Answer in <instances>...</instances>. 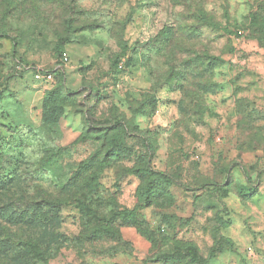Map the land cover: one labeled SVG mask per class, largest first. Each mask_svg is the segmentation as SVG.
<instances>
[{
  "label": "rangeland",
  "instance_id": "374dc122",
  "mask_svg": "<svg viewBox=\"0 0 264 264\" xmlns=\"http://www.w3.org/2000/svg\"><path fill=\"white\" fill-rule=\"evenodd\" d=\"M253 9L264 0H0V264H199L163 259L189 246L200 264H264ZM202 54L223 59L209 116L177 87L194 89Z\"/></svg>",
  "mask_w": 264,
  "mask_h": 264
},
{
  "label": "trees",
  "instance_id": "16d2710c",
  "mask_svg": "<svg viewBox=\"0 0 264 264\" xmlns=\"http://www.w3.org/2000/svg\"><path fill=\"white\" fill-rule=\"evenodd\" d=\"M258 11H256V9L254 10H251L250 13H249V30L254 34L255 38H257L260 42H264V17H261L258 13ZM57 50L59 52H61V48L59 46H57ZM64 53L62 52V55ZM128 57L124 56L120 59L117 60L116 62V67L117 69H121L124 67V65L127 64L128 62ZM194 60L198 62L195 64L196 67H197V71L195 72V74L198 75V78L195 82H194V85H195V88L194 89H188L186 88V82L185 84L182 82V84L179 86L177 85L178 90H181V91H184V88L186 89V97H188L190 99V103L192 104L191 105V108H187L184 101H180L179 103V107L180 109H182L183 106H185V108L187 109H196L195 110V114L197 113V109H200V113L202 114V109H203V106H202V102H201V95H200V88L197 86L201 85L203 79L206 78L207 75H210L213 73V70L215 67H217L218 65L222 64L223 63V59L218 57V56H212V55H208V54H202V55H195L194 57ZM207 82V81H206ZM210 81L207 82V84L209 83ZM211 83V86L212 88H216V84L215 82H210ZM172 87H175V86H172ZM176 88V87H175ZM53 94V93H52ZM145 113V111L143 112H140V115H143ZM146 147L149 149V147H151V144L149 143V141L145 144ZM160 174V177H165L166 178V174L164 172H160L158 173ZM165 174V175H164ZM146 193V195H148L149 193V189H146L144 191ZM29 246L35 250L36 249V246L35 245H30ZM177 256H181V257H184V256H191L193 258V260L197 263H205L207 259L205 258H202L199 256L197 250L195 247H192V246H189L186 248L185 251H176L175 253L173 254H165L163 256V259H168V258H172V257H177ZM213 256V252L210 253V257Z\"/></svg>",
  "mask_w": 264,
  "mask_h": 264
},
{
  "label": "crops",
  "instance_id": "0c3cea01",
  "mask_svg": "<svg viewBox=\"0 0 264 264\" xmlns=\"http://www.w3.org/2000/svg\"><path fill=\"white\" fill-rule=\"evenodd\" d=\"M262 78H263V76H260L258 78V81L260 83H261ZM209 81L213 82L212 80H209ZM210 82L207 84L206 79H203V81L201 82L202 84L200 86L199 85L197 86V88L198 87L200 88V95H201V99H202L201 102H202V106H203L202 112H203V115H205V113H206V116H209V114H207L208 112L206 109H209L211 107V106H209L211 98L219 97V95H220L219 101H221V97H222L221 93H223V91L225 90L224 87H226L224 85V83L219 82V81L218 82L215 81L216 88L213 89ZM194 88H195V85H194ZM207 101H208V103H207ZM234 101H237L236 98L234 99ZM178 106H179V102H178ZM207 106H208V108H207ZM179 109H180V107H179ZM211 109H213V108H211ZM195 121L202 123V120H198L197 117L195 118Z\"/></svg>",
  "mask_w": 264,
  "mask_h": 264
},
{
  "label": "built area",
  "instance_id": "2783aa9c",
  "mask_svg": "<svg viewBox=\"0 0 264 264\" xmlns=\"http://www.w3.org/2000/svg\"><path fill=\"white\" fill-rule=\"evenodd\" d=\"M64 56H65V59L67 60V55H66V53H64ZM36 77H37L38 79H42V80H47V81H49V80L52 79V74H50V73H44V74L38 73V74L36 75Z\"/></svg>",
  "mask_w": 264,
  "mask_h": 264
}]
</instances>
